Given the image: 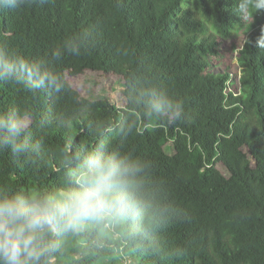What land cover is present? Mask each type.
Masks as SVG:
<instances>
[{"label":"trees","instance_id":"1","mask_svg":"<svg viewBox=\"0 0 264 264\" xmlns=\"http://www.w3.org/2000/svg\"><path fill=\"white\" fill-rule=\"evenodd\" d=\"M238 9L239 0L0 8V50L44 61L64 81L60 92L0 81V111L24 117L29 144L0 151V189L66 188L101 141L140 168L131 193L142 215L64 238L57 264H264V11L247 23ZM70 39L79 52L54 58ZM86 70L116 74L123 105L81 94L70 78ZM164 89L181 119L150 114L147 94Z\"/></svg>","mask_w":264,"mask_h":264},{"label":"clouds","instance_id":"2","mask_svg":"<svg viewBox=\"0 0 264 264\" xmlns=\"http://www.w3.org/2000/svg\"><path fill=\"white\" fill-rule=\"evenodd\" d=\"M22 0H0V8L18 7ZM239 12L247 23L264 11V0H239ZM264 49V35L255 42ZM64 51L79 52L76 40L53 50L59 59ZM0 81L23 83L28 90L60 92L62 77L46 62L0 50ZM146 101L150 114L176 121L183 117L182 103L166 89L152 91ZM28 122L16 110L0 111V151L9 148L19 155L28 150L24 136ZM105 131H109L106 129ZM70 186L51 192L0 189V264H57L63 240L89 226L111 227L142 215L132 197L136 162L117 151L107 152L103 141L78 157Z\"/></svg>","mask_w":264,"mask_h":264},{"label":"rangeland","instance_id":"3","mask_svg":"<svg viewBox=\"0 0 264 264\" xmlns=\"http://www.w3.org/2000/svg\"><path fill=\"white\" fill-rule=\"evenodd\" d=\"M231 58L232 61H230ZM227 61L235 63L236 53L234 52L231 57L227 56ZM70 81L72 85L85 96H90L92 98L107 97L116 105H123L121 93L122 82L120 78L112 72L86 70L79 76L70 78Z\"/></svg>","mask_w":264,"mask_h":264}]
</instances>
